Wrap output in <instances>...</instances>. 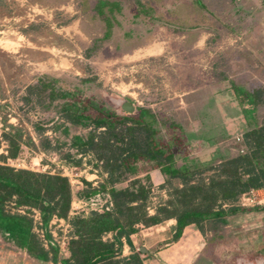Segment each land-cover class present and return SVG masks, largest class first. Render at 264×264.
<instances>
[{"label":"rangeland","instance_id":"1","mask_svg":"<svg viewBox=\"0 0 264 264\" xmlns=\"http://www.w3.org/2000/svg\"><path fill=\"white\" fill-rule=\"evenodd\" d=\"M96 1L0 0L1 165L12 167L13 163L15 170L60 174L58 166L67 163L62 156L74 153L68 145L70 136L87 132L69 126L70 136L63 137L56 130L64 118L53 108L43 110L35 92L28 90L43 76L58 79L66 89H82L83 97L102 100L116 112L126 114L113 104L114 99L149 108L160 120L181 122L187 132L200 128L199 116L206 122L213 118L207 99L229 89L230 80L251 90L264 88V0H139L150 13L138 16L140 7L135 0H108L118 2L120 11L113 13L115 21L107 39L103 18L95 11ZM216 97L220 103L225 98ZM258 117L264 119V110L259 109ZM237 132L213 146L192 147L189 154L207 162L215 150L223 157H233L242 148ZM4 136L17 146L12 158ZM46 141L51 146L45 149ZM87 160L82 157L81 166L68 165L88 179L96 176L97 187L106 174ZM221 161L216 157L210 164L217 166ZM153 174L159 184L150 193V214L152 206L167 200L170 188L178 185L174 180L162 185ZM209 174L204 171L199 177ZM129 181L127 177L119 186ZM74 184L70 188L77 198ZM258 194L264 200V190ZM261 206L204 222L205 253L213 254L215 264H264ZM229 207L223 206L225 210ZM161 225L168 237L169 227ZM160 226L151 230L138 226L143 235L134 237L136 252L150 244L142 236ZM64 227L54 220L49 225L57 244L69 241L71 224L66 232ZM170 242L162 241L153 249Z\"/></svg>","mask_w":264,"mask_h":264},{"label":"trees","instance_id":"2","mask_svg":"<svg viewBox=\"0 0 264 264\" xmlns=\"http://www.w3.org/2000/svg\"><path fill=\"white\" fill-rule=\"evenodd\" d=\"M135 2L140 7L136 16L150 13L139 0ZM95 8L105 23L107 39L115 21L113 13L120 11V5L97 0ZM58 82L43 76L28 90L35 92L43 110L53 108L64 118L55 125L63 137L70 136L69 126L87 130L83 136H70L68 145L74 153L64 154L65 162L81 166V158L88 157L87 163L99 168L106 178L97 187L84 182L85 187L76 192L77 198L94 202L98 210L72 217L69 256L59 259L48 225L54 216L67 217L73 196L67 178L0 164V237L31 259L61 264H143L141 252L131 245L138 226L148 228L174 219L176 240L189 225L202 230L206 221L241 211L235 204L243 193L264 190V119L258 117L259 109L264 110V88L251 90L230 80L229 89L215 93L225 97L223 102H218L217 95L207 99L213 118L206 122L199 116L200 128L187 132L181 122L160 120L149 108L136 107L131 114H123L106 107L102 100L83 97L82 89H66ZM237 131L242 148L233 157H223L215 150L207 162L189 154L192 147L213 146ZM4 137L12 158L17 146ZM50 146L46 141L45 149ZM216 157L222 161L211 166ZM204 171H209V176L200 178ZM153 172L162 185H170L173 180L178 185L170 188L167 200L152 206L150 214V193L159 184L152 179ZM127 177L129 185L119 186ZM226 204L230 207L225 210ZM20 209L23 213L18 212ZM32 210L39 212L46 247L33 230ZM258 210H264V205ZM107 234L111 239H104ZM122 240L132 251L127 258L120 257Z\"/></svg>","mask_w":264,"mask_h":264},{"label":"crops","instance_id":"3","mask_svg":"<svg viewBox=\"0 0 264 264\" xmlns=\"http://www.w3.org/2000/svg\"><path fill=\"white\" fill-rule=\"evenodd\" d=\"M153 173H152V179L155 180V176ZM161 224H163V226L169 227L168 231L170 232V235L168 237L166 236L167 235L166 228L161 227L162 226ZM174 225H175V220L169 219L163 221L159 225L145 228L146 230H151L152 228H156L157 226H160L156 230H154V232L148 233V236H142V239L147 238L148 241L150 242L148 246H145L146 248L140 246L139 251L142 254L141 260L143 264H199V262L202 261L204 262L209 261L210 263L212 262V264H215L211 259L213 254L207 255L205 253L208 243L202 241L203 239H202L201 230H199L194 225H189L183 229L179 238L175 240L173 239ZM137 235L140 236L143 235L142 230L137 231L135 234L131 236V245L134 251H137V248L135 247L136 244L134 239V237H136ZM104 239H111V234L105 235ZM165 240H170L171 242L164 244L162 248L158 247L157 249L156 248L153 249V247L156 244L161 243L162 241ZM131 252L132 251L130 246L125 242V240H122V250L120 257L127 258ZM68 256H69V252L67 253L66 256L63 257H61L58 254L59 259L67 258ZM0 264H61V263L59 261L56 263L53 262L43 263L31 259L24 252H19L13 247L6 244L3 241V239L0 237Z\"/></svg>","mask_w":264,"mask_h":264},{"label":"built area","instance_id":"4","mask_svg":"<svg viewBox=\"0 0 264 264\" xmlns=\"http://www.w3.org/2000/svg\"><path fill=\"white\" fill-rule=\"evenodd\" d=\"M237 139L239 140V138H237ZM7 161L11 162L10 159H7ZM11 165H12V167H15V165H13V163ZM58 168L60 169V170L58 169L60 171L59 175L67 178L71 188L73 187V182L75 183L74 187H75L76 192L79 190H82L85 187V184H84L85 181L90 183V185L92 187H96V185H97V182L95 180L96 176H94L93 179H88L82 175L81 170H77V168H75L74 166L68 165V163L62 162V164L60 165V167L58 166ZM48 173L51 174V172H48ZM91 175H94V174H91ZM258 190L259 189H253L251 191H247V192L243 193L242 195H240V199H239V201H237V204H238L237 207H239L240 209H247V208L250 209V208H253V207L258 206V205H264V203H262V201H264V200H262V198L259 197ZM95 210H98V206L96 204H94V202L84 200V199L75 198L73 195L67 217L63 219V218H57L54 216L51 219V221L54 220L60 224H64L65 225L64 230L66 232V229H70L69 228L70 227V219H72L73 216H77V215L87 216L90 212L95 211ZM18 212L23 213V209L18 210ZM31 216H32V219L34 222L33 230L43 240V244L46 247L47 242L45 241V239L43 237V232L40 229L41 220H40L39 212H37L36 210H32ZM51 221L49 222V225H50ZM49 225H48V228H49ZM49 232H50V230H49ZM50 234H51V232H50ZM51 237H52V239H54L52 234H51ZM67 244H68L67 240L62 241L61 243H58V244L56 243V245L58 246L59 255L61 257L66 256L68 253Z\"/></svg>","mask_w":264,"mask_h":264},{"label":"water","instance_id":"5","mask_svg":"<svg viewBox=\"0 0 264 264\" xmlns=\"http://www.w3.org/2000/svg\"><path fill=\"white\" fill-rule=\"evenodd\" d=\"M112 102L115 106L120 107V109L126 114H131L135 109V107L130 102L124 99H114Z\"/></svg>","mask_w":264,"mask_h":264}]
</instances>
